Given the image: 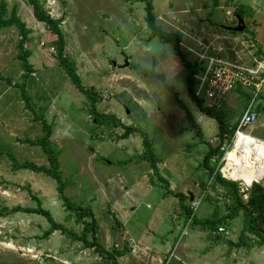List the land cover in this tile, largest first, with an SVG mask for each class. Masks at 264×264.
I'll return each mask as SVG.
<instances>
[{"label":"rangeland","instance_id":"obj_1","mask_svg":"<svg viewBox=\"0 0 264 264\" xmlns=\"http://www.w3.org/2000/svg\"><path fill=\"white\" fill-rule=\"evenodd\" d=\"M0 1L6 3L9 13L15 9L31 31L27 49L32 53L41 48L39 56H42L33 72L36 76L32 73L24 76L18 59L20 36L15 28H0V211L37 208L40 203L58 223L77 233L83 230V223H76L75 216L65 211L55 180L14 168V161L49 165L41 147L25 142L43 137L38 120H44L58 126L53 129L51 145L59 156L65 195L77 206L90 208L99 226L107 221L111 236L104 232L98 237L107 250H112L121 229L117 230V226L115 230V221L108 219L115 201L105 198L103 185L108 177L123 182L130 191L127 196L120 194V202L132 215V225L140 224L138 233H144L145 239L136 244L134 252L129 247L131 240H123L119 249L125 257L119 258L120 264H207L208 257H212L208 264H264L260 251L255 253L259 257L250 256L252 250L264 246V235L260 237L247 230L243 213L221 225L229 229L227 237L213 236L210 229L195 226L193 220L188 224L186 217L176 218L180 215L179 200L166 195V183L170 186L174 183L173 193L192 191L196 200L202 196L194 214L197 220L209 219L215 211L225 215L224 205L231 202L227 190L214 185L202 166V153L208 152L209 141L217 137L218 123L202 114L187 94V71L171 45L152 37L142 0H115V4L112 0H53L54 7L46 0L40 2L46 11H53V15L57 12L58 20L63 19L65 55L76 63L84 87L99 95L97 111L115 116L124 125L148 135L160 176L165 178L161 182L147 162H136L135 157L143 152L140 132L127 136L124 128L110 130L95 123L89 99L59 66L55 39L43 24L37 23L27 1ZM219 3L225 4L221 5L223 10L217 8ZM154 8L157 24L182 36L181 47L190 62L197 63L196 39L210 42L214 35L227 33L223 27L237 26L235 15L228 18L226 10L233 14L243 10L246 14V30L232 35L242 37L247 46L251 45L252 37L258 46L264 47V0H155ZM225 41L222 40L225 47L231 48L232 41ZM52 47L56 50L54 54L49 53ZM45 55L55 60L49 62ZM126 61L129 66L123 68ZM166 85L178 93L186 110ZM235 100L230 98L233 106H228L227 100L220 109L231 126L240 121L245 110V103ZM254 111L258 128L252 130L254 124L245 132L264 139V129L260 127L264 120V91L254 104ZM64 122L72 126L67 127ZM195 126L201 130L204 142L197 136ZM234 142L235 139L227 147L232 148ZM195 145L199 147L196 152ZM189 203L190 200L186 202ZM259 225L264 229L262 222ZM49 227L47 219L40 215L0 216V264H80L75 260L87 250L83 244L60 232L45 239L43 234ZM185 228L187 233L183 234ZM167 242L169 251L163 252L165 257H158L156 246ZM143 246L148 248L145 250ZM90 254L91 257L89 254L84 257L98 260L89 263L106 264L95 251Z\"/></svg>","mask_w":264,"mask_h":264},{"label":"trees","instance_id":"obj_2","mask_svg":"<svg viewBox=\"0 0 264 264\" xmlns=\"http://www.w3.org/2000/svg\"><path fill=\"white\" fill-rule=\"evenodd\" d=\"M28 5L31 7L32 14L39 24H43L47 30L52 34L55 39L54 45L57 49V58L59 65L64 69L66 75L69 77L73 85L77 90L83 94L91 103V115L94 117L95 123L98 126L107 127L112 130L115 128H124L125 135H130L133 132H140L143 136V152L137 155L136 162H147L151 170L155 175H157L158 180L161 182L165 178L160 176V170L158 168V160L154 153L153 146L150 142L148 135L142 131L136 130L133 127H128L122 123V121L115 116L101 114L97 111V103L99 95L91 88H85L82 84V81L78 75V70L76 63L68 56L65 55L66 40L61 29V24L59 20L53 19L48 12L44 9L40 0H26ZM154 1L155 0H142L145 3V22L148 29L151 31L152 37H158L163 43L169 44L173 48V52L176 57H178L180 64L186 69V85H187V94L196 104L199 111L206 115L207 117L214 119L218 123V135L220 139L215 145L210 144L209 150L205 153L203 157L202 166L208 172L210 178L213 180L214 185L219 187H224L227 189V198L231 205H227L226 208L228 212L225 215H220L219 211H215L211 218L206 220H197L194 218L193 224L195 226H200L203 229H210L212 232L216 231L221 225L226 223L228 220L237 218L240 213H243V217L246 221V227L248 231L254 232L257 236L262 237L264 235V229L261 226H258V222H262L264 225V188H261L259 200L251 199L245 202L242 195L240 194L237 183H233L225 179L219 172H217L218 162L223 158L225 152L222 148L225 144H232L234 140L235 131L237 126H231L229 124V119L223 110H213L206 106L203 99H200L196 95V76L199 73L198 64L195 62H190L187 59V53L182 50V36L177 33L167 32L163 29L162 26L157 24V18L154 13ZM9 14V16H8ZM236 23L237 17L245 19V13L243 10L236 11L234 13ZM0 28H15L20 36L18 42V59L21 62V66L24 72V76L33 73V66L29 62L31 57L30 51L26 48V42L28 37L31 34V31L27 28V25L21 20L17 15V11L14 9L9 13L7 5L4 1H0ZM246 30V29H245ZM162 80V79H161ZM163 81V80H162ZM165 88L170 91L177 103L186 110V106L179 99V95L174 91L173 88L165 86ZM25 91V88H23ZM247 95V94H246ZM249 99V95L246 96ZM42 129L44 135L42 138L36 139L34 141H25L28 144L33 146H39L43 149L44 153L47 156L48 166H38L33 162H25L23 164L14 161V168L16 170H30L37 174H45L48 177H51L57 183V193L60 200L63 202V206L66 212L75 216L76 223H83L84 227L80 233H77L73 230H70L63 224L56 222L53 215L50 211H47L42 208L40 203H38L37 208H22L16 207L14 209H3L0 211V216L13 215L16 213H25V214H35L43 216L47 219L50 227L47 231L44 232L43 237L45 239L49 238L53 233L60 232L62 235L66 236L73 242H80L83 244L84 248L93 249L101 259L106 264H120L119 258L123 256V252L113 248L112 250H107L98 238V222L95 219L94 213L90 208H82L77 206L69 197L65 195L66 183L63 181V176L60 171L59 156L53 145H51V136L53 133V127L48 124L46 121H41ZM197 136L204 142V136L201 130L195 126ZM227 136V138H226ZM227 139V143L225 140ZM212 145V146H211ZM214 157L218 158V162L213 164L212 159ZM129 162V161H128ZM206 190V186H203ZM166 195L171 194L179 200V216L186 217L189 221L192 217L193 211L190 208V205L186 204L187 201L191 199V196H185L179 193H173L170 190L169 183H166ZM37 200V199H36ZM215 201V199H214ZM226 212V209H224ZM119 230L121 228L120 223L115 219ZM113 228L115 225L113 224ZM116 229V228H115ZM220 238H218L219 240Z\"/></svg>","mask_w":264,"mask_h":264},{"label":"built area","instance_id":"obj_3","mask_svg":"<svg viewBox=\"0 0 264 264\" xmlns=\"http://www.w3.org/2000/svg\"><path fill=\"white\" fill-rule=\"evenodd\" d=\"M46 2L50 6L54 7L55 5V1L53 0H46ZM47 12L53 19L58 20L59 15L57 12L55 15H53V11ZM214 42L215 41L204 42L202 39H196V48L197 51H199L195 54L197 56L196 62L199 69V73L196 76V95L200 99L204 100L207 107L213 110H220L224 101L232 93L243 91L249 95L248 106L235 131L234 139L236 142L241 135L252 136L247 134L245 130L251 128L256 123L258 118L256 112L254 111V104L264 91V57L256 56V53H251V59L247 63L241 60H230L225 55L224 48H216L214 46ZM250 48L248 47L247 49L249 50ZM55 51L54 47L49 49V53L51 54H54ZM189 52L194 53V50L190 49ZM218 141H220V139L215 137L209 142L210 144L215 145ZM226 141L227 139L225 142ZM232 148L227 147L225 144L222 148L225 152L223 158L220 162H218V158L214 157L212 159V163L215 164L218 162L217 172H219L228 181L237 183L240 194L246 201H248L250 186L254 182L259 183V181L254 180L249 185L244 181L239 172L234 173V170L229 165L228 161V153L232 150ZM235 167L239 166L235 165ZM200 198V200H196V197H194L193 201H190L189 203L193 214L191 219L188 221V224L195 218L194 214L198 211L201 205L202 196ZM176 218L179 220L180 216H177ZM186 233L187 230L185 228L183 234ZM212 235L227 237L230 235V231L228 228L220 226L216 231L212 232Z\"/></svg>","mask_w":264,"mask_h":264},{"label":"crops","instance_id":"obj_4","mask_svg":"<svg viewBox=\"0 0 264 264\" xmlns=\"http://www.w3.org/2000/svg\"><path fill=\"white\" fill-rule=\"evenodd\" d=\"M112 2L114 3L115 2V0H112ZM115 4V3H114ZM221 5H225V4H220L219 3V5H217V8H219V9H224V6H221ZM192 10H193V7H190ZM225 9H226V7H225ZM226 15H227V17L229 18L230 17V15H231V17L232 16H234V14H233V12L232 11H230V10H226ZM212 19V18H211ZM237 19V18H236ZM212 21V20H211ZM232 21V19H230L229 20V22H231ZM121 24H122V26L124 27L125 25H124V20H122V22H121ZM238 24V23H237ZM256 25V24H255ZM237 27V26H236ZM230 28H232V27H223V29H225L226 31H227V33H225V34H219V35H214V37H213V40L212 41H215L214 42V46L217 48V47H223L224 48V53H225V55L230 59V60H241V61H243V62H249V60L251 59V57H250V55H251V53L253 54V53H256V56H260V57H264V47H263V45L262 44H260V46H258L257 45V41H255V39L254 38H252L251 37V45H245V42L243 41V39H242V37H240L239 35H232V31H229V29ZM235 28V27H234ZM228 32H230V34H228ZM235 33V32H234ZM189 35V34H188ZM195 37H197V36H195ZM189 38L192 40V41H194L193 40V38H192V36H189ZM198 38V37H197ZM201 39V38H200ZM222 40H230V41H232V46H231V48H226L225 47V44H224V42H222ZM225 41V42H226ZM211 42V41H210ZM247 44H248V42H247ZM183 46H184V44H183ZM244 46H245V49H244ZM251 47L252 49H247L248 47ZM187 47H189V46H187ZM186 47V48H187ZM27 48V47H26ZM241 48H243V49H241ZM28 50V49H27ZM41 50V48H38V51H33L32 53H31V51L30 50H28V51H30V53H31V57L29 58V62H30V64L33 66V71H35V66L36 65H40V60H41V58H42V56L40 57L39 56V51ZM188 50H190V49H188ZM65 51H66V48H65ZM36 52H38V53H36ZM46 57H48V58H46ZM50 57V58H49ZM45 58L46 59H48V61L49 62H53L55 59H54V57L53 56H48V55H45ZM56 64V63H55ZM58 64H59V61H58ZM60 66V65H59ZM117 66V65H116ZM115 67V66H114ZM23 74H24V72H23ZM32 75L33 76H36V74L35 73H32ZM84 86V85H83ZM248 95V94H247ZM243 91H237V92H235V93H232V94H230L229 96H231V97H227V99L224 101V103L226 102L227 103V105H228V103H229V105L228 106H233V103H231L230 102V98H232V100H235V99H241V101H243L244 103H245V110H246V108H247V106H248V103H249V99H247V96ZM246 100V101H245ZM236 101V100H235ZM49 108V107H48ZM261 108V107H260ZM259 108V109H260ZM50 110H52V108L50 109ZM245 110H244V112H245ZM244 112H243V114H244ZM38 123H39V125L41 124V122H39V120H38ZM57 123V122H56ZM65 123V122H64ZM239 123V122H238ZM238 123L236 124V125H238ZM65 125L67 126V127H69V126H72V125H70V124H68V122H66L65 123ZM235 125V126H236ZM52 127H53V129H56L58 126L57 125H55V124H53L52 123V125H51ZM260 127L261 128H263L264 129V120H263V122L261 123V125H260ZM258 127L256 126V123H255V125L251 128L252 130L253 129H257ZM54 131V130H53ZM247 134H249V133H247ZM251 135V134H250ZM253 137V136H252ZM254 138H256V139H258V140H261V141H263L264 142V139L262 138H257V137H254ZM52 140V139H51ZM195 147H196V149H195ZM195 147H194V150H195V152L197 151V149L199 148V147H197L196 145H195ZM202 157H204V152L202 153ZM263 182L261 181V182H259V183H256V182H254L251 186H250V188H249V192L251 193V196H249V192H248V196H249V199L251 200V199H255V200H259L260 199V195H261V193H260V189L261 188H264V184H262ZM124 183L123 182H116V181H114V180H111V179H108V177H107V182L103 185V188H104V191H105V198H107V199H110V200H114L115 202H114V207H113V212L112 213H110V215H111V217L109 216L108 217V219H110L111 220V222H114L115 221V219H117L118 220V222L120 223V225H121V231H120V235H117V236H115V238H114V242H113V244L112 245H114V246H112V249L113 248H116L117 250H119V251H121V249H119V247H120V244H121V242L123 241V240H131V243H130V245H129V247H131V252H134V250H135V248L137 247V245L136 244H139V243H141V240H144L145 238V234L144 233H142V234H139L138 232H140L141 231V228H140V224L139 223H137V224H135V225H132V215L131 214H129L127 211H126V209L124 208V206L121 204V202H120V197H122V196H127L129 193H130V191H127V188H125L124 186ZM170 188H171V191L172 190H175V185H174V183L173 184H171V186H170ZM223 190H227L226 188H224V187H221ZM118 194H119V196H118ZM122 196H121V195ZM179 194H183V195H185V196H191V195H193V196H195L194 195V193L192 192V191H190V192H188V190L187 191H185V192H183V193H179ZM95 201V200H94ZM224 209H226V213L228 212V209L226 208V205H224ZM51 213V212H50ZM52 214V213H51ZM31 215H34V214H31ZM68 218V217H67ZM107 219V220H108ZM57 222V221H56ZM107 222V221H106ZM106 222H105V224L103 225V226H99V223H98V237L100 236V234L102 233V235H103V233L104 232H106V234L108 235V236H111V234L109 233L111 230H109V228L106 226L107 224H106ZM115 224V223H114ZM107 227V228H106ZM103 228V229H102ZM198 229H199V227H197ZM115 229V228H114ZM107 230V231H106ZM116 230V229H115ZM102 231V232H101ZM198 231H197V233H196V236L195 237H197L198 236ZM108 241V240H107ZM168 243V242H167ZM148 247H145V246H143V249H147ZM168 248H170V245H169V243L167 244V245H165L164 243H163V245H161V246H156V249H158V252L159 253H155V254H157V256L159 257L160 256V258L162 257V256H164L165 257V255H164V251H165V253L167 254V252L169 251L168 250ZM85 249H87L86 251H82V256H78V258L75 260V262L76 263H84V262H87L88 261V263L87 264H92V263H89V260L92 262V260H93V262H96L97 263V261L96 260H98V258L96 259V258H93V259H90V258H87V257H89L91 254V252H94V250L93 249H91V248H85ZM187 249V248H186ZM156 251V250H155ZM258 251H260L261 253V255H262V259H264V246H262L261 248H258L257 249V251H255V250H252V252H253V255H250V256H252V257H259L257 254H255L256 252H258ZM87 252H89V253H87ZM85 254H89V256H87L86 258L84 257V255ZM251 254V253H250ZM91 257V256H90ZM124 257L125 256H122L120 259L121 260H124ZM101 259V258H100ZM211 259H212V257H208V259H205V261H206V263L208 264V263H210L211 262ZM121 260H119V262L121 261ZM67 264H71V262H66Z\"/></svg>","mask_w":264,"mask_h":264},{"label":"bare ground","instance_id":"obj_5","mask_svg":"<svg viewBox=\"0 0 264 264\" xmlns=\"http://www.w3.org/2000/svg\"><path fill=\"white\" fill-rule=\"evenodd\" d=\"M228 161L234 173L239 172L247 184L250 185L256 179L264 182L263 141L252 136L241 135L229 151Z\"/></svg>","mask_w":264,"mask_h":264},{"label":"water","instance_id":"obj_6","mask_svg":"<svg viewBox=\"0 0 264 264\" xmlns=\"http://www.w3.org/2000/svg\"><path fill=\"white\" fill-rule=\"evenodd\" d=\"M237 27L235 28H230L229 31L235 32V33H243L246 29L245 21L244 19L237 17ZM63 22V19L59 20V23L61 24ZM114 66H116V63H113ZM129 66V62L126 61L125 64L122 66L123 68H127ZM193 200V197L191 198L190 201ZM219 202V200L216 201V203ZM115 227H117V224L115 223Z\"/></svg>","mask_w":264,"mask_h":264},{"label":"flooded vegetation","instance_id":"obj_7","mask_svg":"<svg viewBox=\"0 0 264 264\" xmlns=\"http://www.w3.org/2000/svg\"><path fill=\"white\" fill-rule=\"evenodd\" d=\"M192 197H193V199H194L195 196L191 195V198H192ZM190 200H191V199H190ZM192 201H193V200H192Z\"/></svg>","mask_w":264,"mask_h":264}]
</instances>
